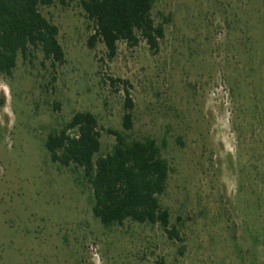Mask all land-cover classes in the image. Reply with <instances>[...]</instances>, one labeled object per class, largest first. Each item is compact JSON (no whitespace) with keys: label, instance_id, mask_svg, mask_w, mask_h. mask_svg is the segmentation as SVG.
<instances>
[{"label":"rangeland","instance_id":"374dc122","mask_svg":"<svg viewBox=\"0 0 264 264\" xmlns=\"http://www.w3.org/2000/svg\"><path fill=\"white\" fill-rule=\"evenodd\" d=\"M63 63L38 50L0 74V264H264V0H153L156 50L123 42L108 58L77 0L39 6ZM132 126L121 128L123 86ZM77 111L97 120L100 149L153 138L169 167L157 225L92 217L85 183L43 141Z\"/></svg>","mask_w":264,"mask_h":264},{"label":"trees","instance_id":"16d2710c","mask_svg":"<svg viewBox=\"0 0 264 264\" xmlns=\"http://www.w3.org/2000/svg\"><path fill=\"white\" fill-rule=\"evenodd\" d=\"M53 1L0 0V74L10 75L17 56L26 59L32 49L38 50L51 68L63 63L57 27L39 11V6ZM77 1L92 23L88 47L99 41L108 58L115 55L118 42L132 47L143 41L150 50H156L163 28L150 16L153 0ZM109 82L123 86L120 125L124 131L130 130L133 103L127 82L117 78H109ZM105 132L113 136L114 142L109 151L97 155V120L88 111H77L58 130L46 135L43 147L50 162L70 167L85 183L91 215L100 225L120 226L125 220L157 225L167 239L181 243L178 227L170 224L168 210L159 201L169 167L155 140L128 139L111 128H105Z\"/></svg>","mask_w":264,"mask_h":264}]
</instances>
